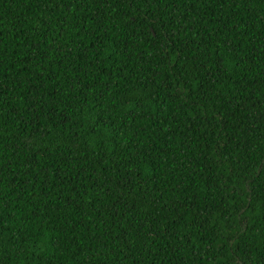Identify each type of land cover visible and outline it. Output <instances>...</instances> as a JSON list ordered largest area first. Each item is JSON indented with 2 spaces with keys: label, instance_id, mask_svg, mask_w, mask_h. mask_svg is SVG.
Returning <instances> with one entry per match:
<instances>
[{
  "label": "trees",
  "instance_id": "obj_1",
  "mask_svg": "<svg viewBox=\"0 0 264 264\" xmlns=\"http://www.w3.org/2000/svg\"><path fill=\"white\" fill-rule=\"evenodd\" d=\"M0 264H264V0H0Z\"/></svg>",
  "mask_w": 264,
  "mask_h": 264
}]
</instances>
